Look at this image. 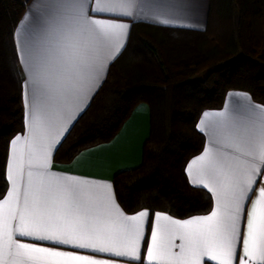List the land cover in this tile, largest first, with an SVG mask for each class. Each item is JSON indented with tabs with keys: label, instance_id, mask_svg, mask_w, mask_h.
Listing matches in <instances>:
<instances>
[{
	"label": "snow or ice",
	"instance_id": "obj_1",
	"mask_svg": "<svg viewBox=\"0 0 264 264\" xmlns=\"http://www.w3.org/2000/svg\"><path fill=\"white\" fill-rule=\"evenodd\" d=\"M131 7V0H104L103 6L98 0L93 11L130 16ZM127 28V24L91 19L83 0H52L35 18L24 48L32 98L29 136L12 141L11 187L0 201V264H111L89 255L21 242L16 236L141 260L147 210L124 215L107 186H99L105 189L103 206H93L84 182L51 177L47 169L52 144L44 134V105L53 94L52 68L59 66L63 71L58 91L82 94L103 67L104 49L116 44L119 51ZM89 45L95 48L93 56L86 55ZM233 111L232 116L217 114L220 120L214 127L223 138H214L213 146L192 162L200 165L199 182L204 184L207 179L215 185V209L208 216L183 222L157 213V221L163 219L168 224L152 233L145 264H201L204 256L218 259L219 264H233L237 241L243 245L240 264H264V188L259 189L246 216V231L241 232L244 202L264 168V107L238 104ZM22 139L27 149L18 152L16 146ZM173 231H178L182 240L179 252L172 251L174 245L167 239Z\"/></svg>",
	"mask_w": 264,
	"mask_h": 264
},
{
	"label": "trees",
	"instance_id": "obj_2",
	"mask_svg": "<svg viewBox=\"0 0 264 264\" xmlns=\"http://www.w3.org/2000/svg\"><path fill=\"white\" fill-rule=\"evenodd\" d=\"M24 10L19 0H0V198L8 188L9 142L25 129L14 41ZM204 71L205 77L193 79ZM230 89L247 91L264 105V0H210L202 31L135 21L124 52L54 160L69 162L81 150L109 141L144 101L151 108V131L141 164L114 177L119 203L127 213L144 208L178 218L209 213L213 198L191 184L186 167L205 145L197 127L202 111L221 108Z\"/></svg>",
	"mask_w": 264,
	"mask_h": 264
},
{
	"label": "crops",
	"instance_id": "obj_3",
	"mask_svg": "<svg viewBox=\"0 0 264 264\" xmlns=\"http://www.w3.org/2000/svg\"><path fill=\"white\" fill-rule=\"evenodd\" d=\"M19 1L24 3L25 10L14 30V41L23 79L25 129L23 132L16 134L9 142L6 159L8 188L6 193L0 198V201L6 197L11 187L8 179V172L13 151L12 141L15 140L17 136L22 138L29 136L32 98L31 88L28 84L30 78V64L27 62L24 53L26 38L34 27L35 18L43 11L44 6L52 2V0ZM83 2L86 6L87 16L91 19L127 24V36L126 39L120 42L122 47L119 48V51H117L118 45L116 44H112L104 49L103 67L98 76L85 85L82 94L76 93L68 95L58 91L60 84L64 81L63 71L59 66H54L52 68L50 81L53 94L52 98L46 101L44 105V111L46 113L44 134L47 136L48 142L52 144L49 152L50 162L47 172L51 177L71 178L74 181L84 182V187L88 190L87 199L93 206H103L105 189L99 186H107V191L110 192L115 205L118 206L124 215L132 216L147 210L148 216L143 220L142 239L140 241L141 260H129L127 258L115 257L109 253H97L92 250L77 249L71 245H56L53 242L39 241L32 237L16 236V238L21 242L34 243L43 247H52L61 251L75 252L79 255H89L95 259L109 260L111 264H145L144 257L151 243L152 233L157 231L159 226L168 224V221L163 219L157 221V213H160L161 216H167L171 220L183 222L194 217L208 216L216 207L215 185L210 183L207 179L204 180V184H208V187L200 183V178L198 176V168L200 165L199 163L192 165V162L201 157L207 148L213 146L212 141L214 138H223L221 131L214 127L220 120L217 114L225 113L227 116L235 115L233 109L238 104H250L260 107H264V105L255 102L251 94L247 91L230 89L226 93L225 102L221 108L205 109L202 111L197 127L205 136V145L199 154L193 156L189 160L186 172L191 184L203 187L211 194L213 198V208L209 213L194 215L187 218H178L161 210L152 212L148 208L141 209L134 213H127L117 199L114 177L117 173L135 168L142 162L143 146L151 131V108L148 103L144 101L136 103L120 130L112 139L81 150L71 161H55V151L73 124L90 104L94 94L104 82L111 64L124 52L129 41L133 22L143 21L171 28L202 31L207 28L210 0H131L132 7L130 8V16H121L116 12L109 11H93V9L98 6V0H83ZM99 3L103 6L104 0H99ZM94 54V46L89 45V50L86 55L93 56ZM16 147L19 152L26 150L27 144L22 139ZM225 151L231 152V149L226 148ZM190 165H192L191 171H189ZM260 188H264V168L261 169L260 174L257 176L254 190L244 202V214L241 218L242 233L246 231V216L247 213L251 211L253 202L258 198V191ZM167 239L174 245L172 251L179 252V245L182 243L179 232H169ZM242 256L243 245L241 241H237L233 264H240ZM207 263L219 264V260H213L210 256L201 257V264Z\"/></svg>",
	"mask_w": 264,
	"mask_h": 264
},
{
	"label": "rangeland",
	"instance_id": "obj_4",
	"mask_svg": "<svg viewBox=\"0 0 264 264\" xmlns=\"http://www.w3.org/2000/svg\"><path fill=\"white\" fill-rule=\"evenodd\" d=\"M186 36H189V35L187 34ZM207 73H208V71H204L203 73L194 76L193 79H195V78H200V77H204Z\"/></svg>",
	"mask_w": 264,
	"mask_h": 264
}]
</instances>
